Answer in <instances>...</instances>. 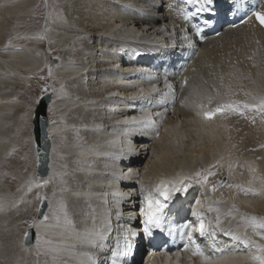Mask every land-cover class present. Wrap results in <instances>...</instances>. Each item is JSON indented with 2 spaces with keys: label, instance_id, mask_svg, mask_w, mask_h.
<instances>
[{
  "label": "bare ground",
  "instance_id": "bare-ground-1",
  "mask_svg": "<svg viewBox=\"0 0 264 264\" xmlns=\"http://www.w3.org/2000/svg\"><path fill=\"white\" fill-rule=\"evenodd\" d=\"M66 1L65 13L68 25L54 26L51 39L65 50V59L57 65L60 67L55 73L61 78L62 83L67 81V86L70 88L69 92L66 90L64 93L61 102L57 105L52 103L51 108L54 106L55 111L64 112L62 116L69 115V118L64 126H58L53 122L48 126L43 116L35 115L39 125L37 133L40 152H47L45 146L50 141L48 132L59 135L61 131H68L72 137H75L69 142V146L71 148L80 146V150L68 153L71 161H81L78 167L73 168L79 172L73 180V190L69 192L72 201L70 203L74 204L72 206L74 210L71 209L73 217L68 221L49 218L46 223L50 227L46 230L39 229L45 239L52 241L50 246H46L59 249V252L63 253L62 263L87 264V256L91 254L99 257L107 253L105 257L111 258L115 252V245L104 244L103 250L94 248L87 242V234L97 233L102 229L106 237L109 234L108 242H113L117 238V232L120 231L123 232L120 238L123 242L129 230L127 220L132 221L136 218L135 227L142 225L144 217L138 210L140 206H145L141 203L143 200L140 194L141 185L145 189L153 190L162 180L176 181L184 176H193V179L200 180L194 177V173L212 169L213 167L210 166L216 163L217 169L212 170L219 174L221 172L226 174L230 165L228 174L234 183L251 182V186L257 190L264 187L262 184L264 152L261 161L257 160L255 153L260 150L259 148H263L260 147L261 145H264V118L260 121L255 119V123H248L240 118L231 120L218 118L208 122L199 116L200 105L203 103L205 107L207 106L208 96L216 95L217 98H214L219 100L251 102L252 96L264 95V31L261 28L243 31L226 30L221 37L212 39L197 61L191 56V60L195 61L192 67H196L198 72L191 73L188 70L186 76L191 77L192 80L190 85L182 90L175 75H179V69L185 71L181 63V66H175L172 71L167 72L170 74L163 69L157 72L158 75L153 72L150 77L142 75L139 80L132 79L133 74H140L142 71L134 61L137 52L160 51L167 54L185 50L184 45L187 41L180 36L185 29V23L172 12L170 3L173 0ZM37 3L38 0H0V145L2 147L0 163L3 162L7 152L16 148L22 149L23 142L17 138L16 125L24 118L27 124V116L30 112V108L20 103V97L16 94L18 92L15 91L17 71L23 69L28 73H34L48 65V60L45 61L35 49L24 52L14 50L16 46L23 47L20 42L22 39L31 42V37L30 40L13 37L16 30L9 22L29 16ZM78 49H82V53H77ZM126 54L129 55L127 61L123 58ZM69 62L74 64H68ZM128 74L129 79H126ZM169 82L177 85L174 91L167 87ZM228 86H231L235 93L239 89V94L235 98L224 95V90ZM153 88L157 91L152 92ZM245 93H251V96ZM150 94L151 99H149ZM158 95L166 102L174 103L175 108L162 107V104L155 99ZM142 100H146V104L144 108L139 109L140 113L137 117L150 114L155 125L147 127L142 133V138H136L137 129L126 128L129 124L124 121L135 115L132 111L133 101ZM46 102L47 98H43V104ZM150 102L154 104L153 111L147 109ZM40 108L41 104L37 111ZM19 110L22 117L17 113ZM157 113H162V116H158ZM157 126L167 130V135L151 143ZM18 131L21 132L22 128ZM75 131L77 133L73 136L71 133ZM127 137H130L131 141L126 140ZM26 150L30 151V149ZM23 155H26V152ZM13 158L7 159V167H12L10 169L15 171L19 169L23 174L26 165L12 162ZM121 159H124L127 165L123 164ZM223 160H226L225 163H222ZM221 165L223 169L219 171ZM2 167L4 164H0L1 171ZM243 167L249 172H244ZM129 170H132L134 175L125 179L124 174ZM29 177L19 180L6 177L7 188H1L0 191L1 214L8 211L9 215L24 213L23 207L17 208L14 212L16 205L20 201L25 203L30 200V194L34 191L37 193L38 190H43L45 185L35 187V184L43 185L46 179L37 175V178L34 176L35 179H31L35 182L23 187L21 195L20 192L9 193L8 189L12 190L17 183ZM137 181H139L138 188H136ZM204 184L205 182L199 183L203 186L199 188L197 181L187 191L175 193L165 201V208L166 210L169 208L172 214L173 211L182 208L183 213L187 215L184 220L186 231L191 232L192 236L195 234L196 239H198L200 220L194 213H199L206 230L212 225L218 229L219 239L222 241L214 242L215 248L221 247L223 242L226 249L234 245L231 250L233 252L229 251L213 261L200 256L192 260L193 258L188 259V255L185 258L180 256L174 258L170 255L168 258L165 256L169 254H158L156 258L148 259L144 264H258L252 259L253 254H248L250 248L241 245L238 253H234V248L240 241L232 240L224 235V232L240 233L244 236L243 226L238 223L239 220L241 221L239 212L232 209V205L245 211L247 216L263 215L264 195L242 197L240 190L228 186L233 185L232 182L223 188H216L217 183H214L216 194H211L210 186L213 183L209 186ZM113 193H131V195L121 197L114 196ZM175 197L180 199L179 203L177 206H170ZM217 201L218 204L213 203ZM230 210L231 214H229ZM163 211L165 216L167 212ZM31 214L27 213L25 218L32 217ZM178 217L180 216L173 214L170 219ZM1 228L5 227L1 226ZM33 229L34 235L37 234L38 229L35 227ZM15 235L16 232L13 230L11 236L5 235V239L13 240ZM246 236L255 243L258 242L248 231ZM22 247L24 249V246ZM25 250L27 253L33 251ZM256 254L258 252L254 255ZM25 255L31 257V254ZM7 256H9L7 261L12 260L15 252L9 250Z\"/></svg>",
  "mask_w": 264,
  "mask_h": 264
},
{
  "label": "rangeland",
  "instance_id": "rangeland-1",
  "mask_svg": "<svg viewBox=\"0 0 264 264\" xmlns=\"http://www.w3.org/2000/svg\"><path fill=\"white\" fill-rule=\"evenodd\" d=\"M66 6H67L66 0H38V3L33 8L34 10L31 11L32 13L30 12V14H28L29 16H25V17L23 16L21 17L22 19L20 18L18 20H13L12 23L11 21H9L10 24L15 28L14 30H16L15 35H12V36L16 38H20V39L26 38L28 40H30L29 37H31V42L26 41L25 39H22L24 41L22 42L21 40L20 42L22 43L23 47L26 50L35 49L36 51H38L44 57L45 61L48 60L47 62L48 65L45 66L44 69H41L40 71L38 70L34 73H31V72L28 73V71H25L23 69H20L21 71L20 70L17 71V75L15 79V82H17L15 86V91L18 92L16 94L18 95V97H20L19 99L20 103L26 106L27 108H30V112L27 116V124L25 123V118H24V120H21V122L16 125L17 138L23 142L22 149L16 148L15 150L12 149L11 152H7L5 154L3 162L0 163V164H4V167L1 168L2 171L0 170L1 171L0 172V191L3 188L4 189L7 188V184L5 181L6 177H12L14 179L18 178L19 180V179H23L26 176H30L28 179L22 180L19 183H17V185L12 190L8 189L9 193L16 194L17 192H20L19 195H21L23 192V187H25L30 182H35L34 180H31V179H35L34 176L35 177L37 175L40 176V173H39L41 172V168L39 167L40 161L38 158L36 137H34V133H33V130H34L33 129V117L36 115L35 111H37L38 107L41 104V103H37V100H39L40 102L41 98H43L44 96H47V95L50 96L52 101L49 103V108L46 113V118L47 119L49 118L50 123L53 122L55 124L57 123L58 126L60 125L64 126V123H66L67 119L69 118V115L62 116V114H65L64 112L55 111L54 110L55 108H53L54 106L51 108L52 103L54 105H57V103L61 102L64 96V93L66 92V90L68 91L70 88L69 86H67V83H66L67 81L65 83H62L61 78L58 77L55 73L58 67H60V65L59 66L57 65L60 62H62V59L63 60L65 59L64 58L65 50L61 46H59L54 40L51 39V33H52L54 26L57 27V25H60V24L68 25L67 19H66V13H65ZM46 28H47V31L45 32ZM40 36H44L45 38L39 39ZM66 52H67V49H66ZM76 52L82 53V49H78ZM56 57H59V59H56ZM68 64H74V63L69 62ZM136 64L139 65V63H136ZM140 65L138 66V68L140 67ZM49 66L51 67V70H52L51 77L48 76ZM28 75L29 76L31 75L32 77L31 76L29 77ZM28 77L30 78V80ZM41 77H44V79H41ZM61 86H63L62 90H61ZM45 87H47V91H42L43 89H45ZM145 91L143 92L144 94L146 93ZM237 94H239V91L237 92ZM151 97L152 95L150 94L149 99H151ZM30 98H34V99L31 100ZM173 108H175V105H173ZM17 113L19 116L22 117L20 110ZM153 117L156 118L155 116ZM20 128H22L21 132L18 131ZM166 131L167 130L162 129L159 126V130L157 131L155 130V137L154 139H152L151 143L162 139L164 135H167ZM76 133L77 131L72 132L71 134L74 136L76 135ZM48 134H49V138L52 140V147H53L51 151L50 162H49L50 166L48 165L49 171H48L47 178H46V180L49 181V183L45 185L43 190H38L37 193L36 191L31 193L30 200H28L27 202L23 203L20 201L18 203V208L23 207L25 210L24 213L23 212L21 214L12 213L10 215L6 213L0 214V256H1L0 264H64L62 263L63 261L62 252H59L58 254L56 252H50L48 255H41L38 257L36 254L37 250L35 246H33L32 248L24 247V249L22 247L23 242L25 240L24 233L26 231L29 233L30 228L28 225L30 223H33L35 220H39L38 216H39V212L41 211V209H43L44 213L46 212L49 218H53L55 220H58L57 219L58 217L59 220L61 221L63 219H64L63 221H68V220H71L73 217L72 210H74V208L72 206L74 204H71L72 201H71V198L69 197L70 196L69 194L73 190V186H72L73 180L79 172L76 169L74 170L73 168L78 167L81 161H71L70 157L68 156V153H73L77 149L80 150V146H77V147L73 146V148L69 146L70 144L69 142L72 141L73 138L75 137H72L68 133V131H61L59 135L50 134V132H48ZM26 149H30V151H27ZM259 149L260 150H258L255 153H257L256 154L257 160L261 161V158H263L262 153L264 152V147L259 148ZM1 150H2V147L0 145V152ZM24 152H26V155H23ZM11 157H14L12 159V162L15 161V162L26 165V167H24L25 169L23 170V174L21 173L19 169L18 171H15V170H11L12 167H7L8 165L6 164L7 159ZM225 161L226 160H223L222 163L223 162L225 163ZM214 165L215 167L213 168L217 169V164L214 163ZM221 166H220L221 168L220 167L218 168L219 171L223 169V165ZM229 168H230V165H229ZM229 168L227 167L228 171L225 172L228 176H230L228 174ZM243 168H244L243 170L244 172H249L247 171V168L245 167ZM28 169L30 170L27 172ZM212 169L210 170L216 173V175L208 177L207 179L208 184L217 183L215 180L218 181V179L220 178L219 176H217V174L219 175V173ZM216 177H218V179ZM211 180L215 182H212ZM191 181H195V179H192ZM137 182L138 184L136 188H138L139 186V181ZM228 182H232L233 185H242L244 187L249 186V182L234 183V180L233 181L228 180ZM227 184L226 186H223V187H227ZM223 187H220V188H223ZM226 190H228V188H226ZM236 190H240V189L236 188ZM239 193L240 195H242V197H245V198L261 196V195H258V196L252 195V194L245 195L242 191H240ZM38 196H47V200L41 203V201L37 199ZM0 201H2L1 193H0ZM45 204H47L46 207H43ZM140 207L138 210H140ZM37 209H40V211L38 212ZM238 212H239L238 216L240 218H241V215H247V213L241 209ZM27 213H32L31 214L32 217L27 216V218H25ZM255 216L258 218H264V214L263 215L255 214ZM238 223L242 224V221L239 220ZM1 226L2 227L4 226L5 228H1ZM18 227H20L19 231H18ZM13 230L16 232V235L14 237L15 239L13 240L5 239L6 238L5 235L11 236V234L13 233ZM248 233L251 235V237L254 240L258 241L256 242L257 244L258 243L261 245L264 244V239H261L260 237L254 235L251 229H248ZM19 247L21 250H19ZM44 247H47V246L45 245ZM25 249L27 250L31 249L33 251H31L32 253L30 252L27 253ZM9 250L13 251V253L15 252V256L12 258V260L7 261L9 258V256H7ZM25 254H28V255L31 254V257H28Z\"/></svg>",
  "mask_w": 264,
  "mask_h": 264
},
{
  "label": "snow or ice",
  "instance_id": "snow-or-ice-1",
  "mask_svg": "<svg viewBox=\"0 0 264 264\" xmlns=\"http://www.w3.org/2000/svg\"><path fill=\"white\" fill-rule=\"evenodd\" d=\"M212 0H205V3L210 4ZM186 3L188 4H196L199 3V0H186ZM207 11V9L204 7L203 4H201L199 7L195 9V12H189L185 15V19L188 18V16H194L200 12ZM257 21L260 23L261 26H264V12L257 11L254 13ZM47 31V28L45 29V32ZM200 30L197 29V34H199ZM44 36H40L39 39H44ZM185 39L188 40L189 38L185 36ZM189 47H194V45L189 41ZM56 59H59V57H56ZM52 70L49 66L48 68V76L51 77ZM41 79H44V77H41ZM187 81L185 80V84ZM169 89L172 88V86L169 84L167 85ZM63 89V86H61V90ZM42 91H47V87L43 89ZM152 92L157 91V89L153 88L151 89ZM219 95V94H217ZM245 95L251 96V93H245ZM207 107L202 103L200 105L201 109L203 111L199 113L202 115L203 119L205 120H212L217 115H226V114H238L240 116H244L245 118H249L247 116V113H256L260 114L262 118H264V95L261 96H252L251 102H245V101H238V100H219L215 99L212 96H208L207 98ZM215 99V107H213V102ZM37 103H39V100H37ZM158 116H162V113H157ZM253 123H255V116L251 117ZM126 124H133V125H141L142 127H152L155 125V121L152 120V117L150 114H146L140 117H131L130 119H127L124 121ZM260 147H264V145H261ZM131 151V148L129 149ZM210 167H215V165H212ZM216 173L212 172L210 169L197 171L194 173L195 178H199L205 182H207V179L209 176H213ZM134 175L132 170H129L128 173L124 174V178H130ZM193 179V176H184L180 180L176 181H161L153 190L145 189L143 185L140 187V194L143 196L142 204L145 205L144 207L140 208L141 215L144 216L143 220V231L151 235L153 228H162V213L163 210L166 207L165 201H168L175 193L181 192V191H187V186L184 184L185 181H191ZM49 181H44V184L41 185L39 183L35 184V187H42L46 185ZM264 184V182H262ZM229 187H235L240 189L245 195L252 194V195H264V187H261V189L257 190L251 186V182H249L248 187H244L242 185H228ZM31 190V188H29ZM215 191V186L212 189ZM133 191H135L133 189ZM147 194L145 195V193ZM113 195H119L121 197L131 195V193H113ZM37 199L43 203L45 200H47V196H38ZM22 202V201H21ZM2 206V204H0ZM15 206V205H14ZM232 209H235L236 211H239V209L236 208V205H232ZM39 212L40 209H37ZM218 211V210H217ZM197 215V218L200 220L199 224V232L201 236H204L206 234V228L205 224L203 222L202 216H200L199 213H194ZM231 214V210L230 213ZM43 219L39 222H33L30 223L28 226L29 228L35 227L38 229L37 234L35 236V247H36V254L37 256L41 255H48L50 252H56L59 253V249H53L51 247H44L45 245L50 246L52 244L51 240L45 239L44 234L39 231V229H47L50 227L49 224L46 222L49 220V216L47 214H42ZM57 219H59L57 217ZM219 220V216L217 217ZM241 221L242 226L244 229V237L241 236L240 233H233L225 231L224 235L229 236L234 241H240L243 239L244 244L252 243L247 237L246 233L248 229H251L253 234L260 237L261 239H264V218H258L256 216H247V215H241ZM187 227V226H186ZM176 231L175 228H169L168 232L169 234H172ZM132 236H135V232H131ZM211 235L215 237V232H212ZM88 240L87 242L97 247L101 250L104 248V241L107 239V237L100 232L97 233H88ZM29 233L26 231L24 233V239L25 241L28 239ZM187 237L189 240V243L191 245H194L192 249V255L193 256H200L205 257L203 250L201 247L196 244L195 240L193 239L191 232L187 233ZM130 246V245H129ZM256 248L258 249V254L252 256V259L257 261L258 264H264V245L256 244ZM117 249H119V242L117 241ZM70 250V249H69ZM185 251L188 250V245H185L184 248ZM215 251H222V249H214ZM120 256V252L116 251L112 254V264H118V258ZM91 260H93V264H101V262L98 260V258L90 257Z\"/></svg>",
  "mask_w": 264,
  "mask_h": 264
},
{
  "label": "water",
  "instance_id": "water-1",
  "mask_svg": "<svg viewBox=\"0 0 264 264\" xmlns=\"http://www.w3.org/2000/svg\"><path fill=\"white\" fill-rule=\"evenodd\" d=\"M50 103V99L47 98V102L46 104H43V100L41 101V108L39 111L36 112V115L39 114L41 116H43L45 118L46 116V111H47V108H48V105ZM39 125L37 124V117L35 116V134H36V144L38 146V156H39V161H40V168H41V172L42 173V170L45 169L48 171V165H49V162H50V151H51V146L49 144V142L47 143V145L45 146V149L47 150V152L45 153H42L40 152V149H39V136H38V133H37V127ZM225 179H223V183H224Z\"/></svg>",
  "mask_w": 264,
  "mask_h": 264
}]
</instances>
